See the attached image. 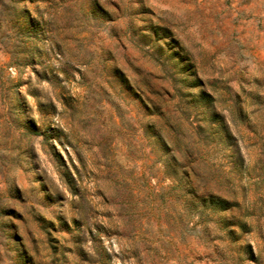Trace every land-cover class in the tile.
Masks as SVG:
<instances>
[{"label": "rangeland", "instance_id": "rangeland-1", "mask_svg": "<svg viewBox=\"0 0 264 264\" xmlns=\"http://www.w3.org/2000/svg\"><path fill=\"white\" fill-rule=\"evenodd\" d=\"M0 264H264V0H0Z\"/></svg>", "mask_w": 264, "mask_h": 264}, {"label": "trees", "instance_id": "trees-1", "mask_svg": "<svg viewBox=\"0 0 264 264\" xmlns=\"http://www.w3.org/2000/svg\"><path fill=\"white\" fill-rule=\"evenodd\" d=\"M18 28H20V25H18ZM20 29H21V28H20ZM199 94H200L201 97H204V95H205V93L202 92V91H200ZM213 198H214L213 195H208V198H207L208 205L211 206V207L216 206V205H215L216 202H213ZM222 202H224V201H222ZM232 205L234 206L235 203H232ZM220 208L223 209L222 206H220Z\"/></svg>", "mask_w": 264, "mask_h": 264}]
</instances>
